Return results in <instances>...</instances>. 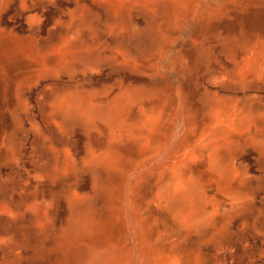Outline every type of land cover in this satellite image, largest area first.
Wrapping results in <instances>:
<instances>
[{"label":"rangeland","instance_id":"rangeland-1","mask_svg":"<svg viewBox=\"0 0 264 264\" xmlns=\"http://www.w3.org/2000/svg\"><path fill=\"white\" fill-rule=\"evenodd\" d=\"M124 87L161 100L155 137L168 151L204 98L236 101L264 129V0H0V264L163 263L157 241L182 257L198 250L203 264H264V157L253 148L241 158L251 209L204 238L159 240L183 224L150 194L148 213L136 212L127 178L156 165L150 155L131 157L120 178L86 168L108 128L62 118L53 103L74 93L106 104ZM67 157L73 171L55 172Z\"/></svg>","mask_w":264,"mask_h":264},{"label":"bare ground","instance_id":"bare-ground-1","mask_svg":"<svg viewBox=\"0 0 264 264\" xmlns=\"http://www.w3.org/2000/svg\"><path fill=\"white\" fill-rule=\"evenodd\" d=\"M66 94L72 96L65 98L64 95L53 103L62 118L74 122L79 119L85 126L92 120L94 123L100 120L110 133L102 149L94 146L88 151L87 169L111 167L120 178L119 173L131 157L138 158L145 153L157 163L147 170L141 166L142 175L138 179L131 176L127 182L129 190L137 195L136 212L141 217L151 207L150 194L160 212L172 215L175 222L183 224L174 233L164 227L163 233L157 235L159 240L191 238L193 232L204 238L201 232L207 231L210 223V230L222 229V220L230 214L242 215L251 209L248 175L241 158L251 148L259 158L264 157V135L258 125L260 118L236 101L204 98L198 104L200 109L190 103L194 116L186 119L181 139L168 151L162 140L155 137L157 113L154 115L153 109H158L161 100L152 89L124 87L106 104L97 100L84 104L74 93ZM113 125L116 126L113 128ZM68 166L74 169L73 162ZM158 220L167 222L160 217ZM162 242H153L152 246L155 253L168 254L166 261L155 260L151 264H203L198 250L182 257L176 248L166 251L168 244Z\"/></svg>","mask_w":264,"mask_h":264},{"label":"crops","instance_id":"crops-1","mask_svg":"<svg viewBox=\"0 0 264 264\" xmlns=\"http://www.w3.org/2000/svg\"><path fill=\"white\" fill-rule=\"evenodd\" d=\"M72 95H70V94H66L65 95V98H70ZM52 110H53V112L54 113H56L57 115H59V116H62V114H60V113H58L57 112V110H55L54 109V106H52ZM68 116V115H67ZM72 116V115H71ZM262 123H263V119L262 118H260V120H259V124L258 125H260V127L262 128V132H263V135H264V129H263V126H262ZM72 158H69V157H67V158H64L63 160H61V166H60V168H57V167H55V166H57V159L55 160V165H54V167H53V169L55 170V172H58V173H62V170H66L67 172H69V170L70 171H73V167H69L68 165H72ZM73 198H74V195H73V193H72V195L71 196H68V208H69V211L71 212V214L73 213V209H72V207H71V205H69L72 201H73ZM71 220H72V218L70 217V221H69V224H68V229L70 228V226H71Z\"/></svg>","mask_w":264,"mask_h":264}]
</instances>
